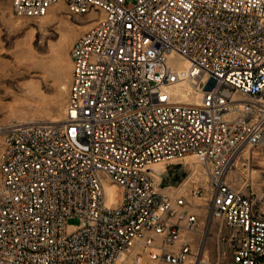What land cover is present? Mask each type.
Listing matches in <instances>:
<instances>
[{"label":"built area","instance_id":"built-area-1","mask_svg":"<svg viewBox=\"0 0 264 264\" xmlns=\"http://www.w3.org/2000/svg\"><path fill=\"white\" fill-rule=\"evenodd\" d=\"M8 1L92 23L64 118L0 123V264H264V185L247 170L264 150V0ZM187 156L207 175L190 192L232 231L214 259L183 182L170 193L151 168Z\"/></svg>","mask_w":264,"mask_h":264},{"label":"rangeland","instance_id":"rangeland-1","mask_svg":"<svg viewBox=\"0 0 264 264\" xmlns=\"http://www.w3.org/2000/svg\"><path fill=\"white\" fill-rule=\"evenodd\" d=\"M91 23L89 15L71 14L62 3L53 5L44 16L28 17L16 14L8 0H0V123L15 121L33 124L64 118L72 85L70 50L73 42ZM2 140L0 134V153ZM251 155L247 170L251 172L254 182L263 186L264 150L255 148ZM243 167L239 163L229 172L231 183L238 188L244 182ZM153 168L158 181L167 168L161 186L170 193L176 190L170 186L183 182L180 193H186L191 201L187 208L199 213L200 217L199 227L195 231L196 243L204 237L206 255L216 258L219 240L222 236H230L232 231L227 227L221 231L208 201L201 193L195 196L190 192L197 185L203 190L207 184V175H199L203 169L196 163L195 157L161 162ZM194 169L197 170L196 174L192 173ZM243 190L247 189L244 187ZM1 191L0 171V195ZM77 222L78 218L69 219L71 224ZM222 245L227 244L224 242ZM226 257L229 258L228 253Z\"/></svg>","mask_w":264,"mask_h":264},{"label":"bare ground","instance_id":"bare-ground-1","mask_svg":"<svg viewBox=\"0 0 264 264\" xmlns=\"http://www.w3.org/2000/svg\"><path fill=\"white\" fill-rule=\"evenodd\" d=\"M91 16H89L90 18ZM182 69V68H181ZM184 99H187L186 97H184ZM56 121H60L58 119H53L52 122H56ZM157 164H160V163H156V164H153L151 166L152 170L154 171V166H156ZM202 169V168H201ZM200 169V170H201ZM200 172V171H199ZM160 176V175H158ZM158 181V180H157ZM107 193H108V197H109V202H112L114 200H116L117 198V195H118V191H117V188L115 186V184H109V186H107Z\"/></svg>","mask_w":264,"mask_h":264}]
</instances>
